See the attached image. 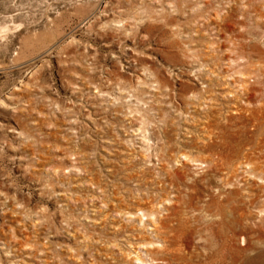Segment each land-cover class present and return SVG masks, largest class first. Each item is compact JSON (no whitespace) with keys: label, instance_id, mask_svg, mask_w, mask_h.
Masks as SVG:
<instances>
[{"label":"rangeland","instance_id":"obj_1","mask_svg":"<svg viewBox=\"0 0 264 264\" xmlns=\"http://www.w3.org/2000/svg\"><path fill=\"white\" fill-rule=\"evenodd\" d=\"M0 264H264V0H0Z\"/></svg>","mask_w":264,"mask_h":264},{"label":"bare ground","instance_id":"obj_2","mask_svg":"<svg viewBox=\"0 0 264 264\" xmlns=\"http://www.w3.org/2000/svg\"><path fill=\"white\" fill-rule=\"evenodd\" d=\"M130 215H134V214H131V213H130ZM149 228H150V227H149ZM151 228H152V227H151Z\"/></svg>","mask_w":264,"mask_h":264}]
</instances>
